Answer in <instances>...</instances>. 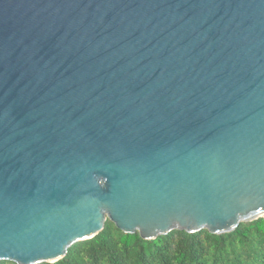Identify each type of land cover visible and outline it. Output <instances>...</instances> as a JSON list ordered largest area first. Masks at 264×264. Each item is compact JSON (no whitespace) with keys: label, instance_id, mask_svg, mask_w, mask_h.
<instances>
[{"label":"water","instance_id":"1","mask_svg":"<svg viewBox=\"0 0 264 264\" xmlns=\"http://www.w3.org/2000/svg\"><path fill=\"white\" fill-rule=\"evenodd\" d=\"M260 217L264 0H0V261Z\"/></svg>","mask_w":264,"mask_h":264},{"label":"trees","instance_id":"2","mask_svg":"<svg viewBox=\"0 0 264 264\" xmlns=\"http://www.w3.org/2000/svg\"><path fill=\"white\" fill-rule=\"evenodd\" d=\"M41 264H264V217L230 233L173 230L153 240L126 234L106 220L102 231L73 244L65 257Z\"/></svg>","mask_w":264,"mask_h":264}]
</instances>
